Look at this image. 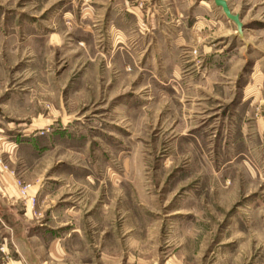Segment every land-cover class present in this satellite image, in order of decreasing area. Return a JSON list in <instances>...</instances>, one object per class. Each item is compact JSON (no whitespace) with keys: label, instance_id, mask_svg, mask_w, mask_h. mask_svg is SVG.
Listing matches in <instances>:
<instances>
[{"label":"rangeland","instance_id":"1","mask_svg":"<svg viewBox=\"0 0 264 264\" xmlns=\"http://www.w3.org/2000/svg\"><path fill=\"white\" fill-rule=\"evenodd\" d=\"M203 1L0 0L35 31L0 146L47 264H264V0H227L241 31Z\"/></svg>","mask_w":264,"mask_h":264},{"label":"crops","instance_id":"2","mask_svg":"<svg viewBox=\"0 0 264 264\" xmlns=\"http://www.w3.org/2000/svg\"><path fill=\"white\" fill-rule=\"evenodd\" d=\"M201 1L204 4V1ZM221 20L223 19L221 18ZM13 27L14 26H12V28ZM16 27H18L16 30L0 31V60L2 59L5 49L8 50V54L12 51V53L15 52L19 55L22 50L27 51V49L30 48V40L35 37V31L32 30V26L24 24L17 25ZM49 39L48 36V41H50ZM254 93H256V91ZM15 96V94H11L7 103L12 104ZM247 97L249 96H245L244 94L241 103H243ZM260 123L259 118H257V124L260 125ZM14 144L12 139L5 137V141L2 143L4 146H0V156L4 155L7 160L6 162H8L7 165L11 167L3 168L0 165V232L4 233L6 238L2 249L7 250L9 253L11 252L13 259L10 261L14 264H21L23 262L25 264H47L48 261L51 260L54 252L55 256H57L58 253L61 255L63 248L60 242L58 241L57 243L56 241L54 246L59 247V250L55 248L53 251L51 240L48 243L47 249H44V240L38 233L30 231L33 225L32 218L29 209L27 210V208L21 206V198L15 182L13 164L19 163L21 150L18 145ZM33 186H36V184ZM1 255L3 254L0 252V257H2ZM1 263L0 260V264Z\"/></svg>","mask_w":264,"mask_h":264},{"label":"water","instance_id":"3","mask_svg":"<svg viewBox=\"0 0 264 264\" xmlns=\"http://www.w3.org/2000/svg\"><path fill=\"white\" fill-rule=\"evenodd\" d=\"M213 1L217 6L221 7L223 13L227 18L231 19L236 23L237 29L241 31L243 26V22L241 21V16L239 13H235L231 11V8L229 7L227 0H213Z\"/></svg>","mask_w":264,"mask_h":264},{"label":"built area","instance_id":"4","mask_svg":"<svg viewBox=\"0 0 264 264\" xmlns=\"http://www.w3.org/2000/svg\"><path fill=\"white\" fill-rule=\"evenodd\" d=\"M18 182L20 183L19 180H18ZM21 192H22L23 194L26 192V185H23V186L21 187ZM7 257H8V255H7ZM9 262H10V261H7L6 264H9Z\"/></svg>","mask_w":264,"mask_h":264}]
</instances>
